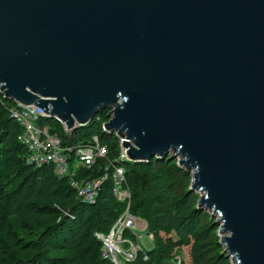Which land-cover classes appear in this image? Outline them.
I'll return each instance as SVG.
<instances>
[{"label":"water","instance_id":"obj_1","mask_svg":"<svg viewBox=\"0 0 264 264\" xmlns=\"http://www.w3.org/2000/svg\"><path fill=\"white\" fill-rule=\"evenodd\" d=\"M0 94L130 161L176 158L231 264H264V0H0Z\"/></svg>","mask_w":264,"mask_h":264},{"label":"trees","instance_id":"obj_2","mask_svg":"<svg viewBox=\"0 0 264 264\" xmlns=\"http://www.w3.org/2000/svg\"><path fill=\"white\" fill-rule=\"evenodd\" d=\"M11 104L12 100L0 95V264H112L100 255L102 245L96 236L108 231L124 206L111 195L112 167H107L94 201H80L69 178L58 177L50 164L25 163L27 150L16 140L21 127L7 111ZM108 111L102 109L84 125L68 131L54 118L37 120L62 145L75 146L95 136L104 146L106 158L95 159L87 168L78 167L77 177L101 176L107 159L112 161L117 155V137L101 128ZM121 164L130 194L129 211L145 221L152 235L151 247L137 251L125 264H166L167 249L182 245L189 246V264L227 262L228 257L218 253V245L205 241L216 224L195 207L194 192L183 191L188 173L175 159L151 157ZM170 231L175 239L170 238ZM161 232L166 235L163 239ZM123 236L133 238L126 230Z\"/></svg>","mask_w":264,"mask_h":264},{"label":"built area","instance_id":"obj_3","mask_svg":"<svg viewBox=\"0 0 264 264\" xmlns=\"http://www.w3.org/2000/svg\"><path fill=\"white\" fill-rule=\"evenodd\" d=\"M7 111L8 115L21 127L16 140L27 150L25 163L33 166L50 164L58 177L69 178V185L80 201L87 203L94 201L97 188L106 177L107 167H112L111 195L115 200L124 203V206L108 231L96 234L101 241L100 255L102 257L107 258L112 264H125L133 260L137 251L144 248L143 237L152 242V235L146 231L144 220L129 211L130 194L129 189L124 185L121 164L123 161H128V158L121 147L120 138L117 155L112 161L107 159L102 175L91 179L81 178L77 177L78 167L87 168L94 163L95 159L106 158V150L97 142L95 136L91 141L75 146L62 145L56 134L50 133L45 125L37 124L40 117H47L40 108L13 101ZM59 123L64 131H68L61 122ZM138 220L141 223H138ZM124 230L128 231L133 238L123 236Z\"/></svg>","mask_w":264,"mask_h":264},{"label":"rangeland","instance_id":"obj_4","mask_svg":"<svg viewBox=\"0 0 264 264\" xmlns=\"http://www.w3.org/2000/svg\"><path fill=\"white\" fill-rule=\"evenodd\" d=\"M117 139L119 140L118 137H117ZM117 142H119V141H117ZM117 145H118V143H117ZM172 159H175V162H176V158H172ZM186 172L188 173V179L185 181V183H183V191L191 190V189H189V184H190V179H191V173H190V171H186ZM191 191H193L194 194L196 195L195 204H194L195 207L198 208V209H202L207 215H209V218H212L213 219L212 222L214 223V220H215L216 216H214V215L212 216L211 215V211L209 209L196 206V201H197L198 193L195 192L194 190H191ZM215 228L216 229L213 230V232H211L212 230L209 229V231L207 233V236L208 237L206 238L205 241L207 243L208 242L211 243V245H213V246L218 245L220 247V248H218V253L219 254H222L223 253L225 255V253L222 252L223 245L219 242L220 236L222 235V233L218 230V225L217 224L215 225ZM160 236H161V239H163V238H165L166 235H164L161 232L160 233ZM169 236H170V238L172 237L173 239H175V235H174V233L172 231L169 232ZM150 243L151 242L147 238L143 237L142 244H143L144 248L149 249L151 247V244ZM214 244H216V245H214ZM211 245H209V246H211ZM162 247H164V249L166 248L164 245H162ZM167 250H168V254H167L168 258L166 260V264H189L190 255H189V246L188 245H185V246L182 245V246H177V247L175 246V247H171L170 249H167ZM217 258H218V255H217ZM218 264H224V262L221 261ZM225 264H231L229 258H228L227 262H225Z\"/></svg>","mask_w":264,"mask_h":264},{"label":"crops","instance_id":"obj_5","mask_svg":"<svg viewBox=\"0 0 264 264\" xmlns=\"http://www.w3.org/2000/svg\"><path fill=\"white\" fill-rule=\"evenodd\" d=\"M137 222H138V223H141V221H139V220H138ZM150 244H151V243H150Z\"/></svg>","mask_w":264,"mask_h":264}]
</instances>
